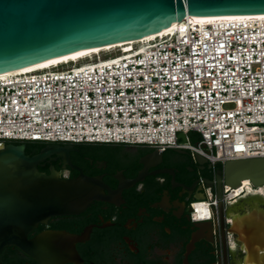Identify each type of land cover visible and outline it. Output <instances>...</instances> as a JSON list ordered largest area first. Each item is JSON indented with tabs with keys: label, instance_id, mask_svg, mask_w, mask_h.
<instances>
[{
	"label": "built area",
	"instance_id": "1",
	"mask_svg": "<svg viewBox=\"0 0 264 264\" xmlns=\"http://www.w3.org/2000/svg\"><path fill=\"white\" fill-rule=\"evenodd\" d=\"M138 44L0 76V142L181 148L215 175L228 160L264 156V19L188 22ZM235 189L194 200L192 220H213Z\"/></svg>",
	"mask_w": 264,
	"mask_h": 264
},
{
	"label": "water",
	"instance_id": "2",
	"mask_svg": "<svg viewBox=\"0 0 264 264\" xmlns=\"http://www.w3.org/2000/svg\"><path fill=\"white\" fill-rule=\"evenodd\" d=\"M257 13H264V0H0V73L80 49L144 38L188 16ZM180 137L185 139L184 134ZM74 145L48 143L38 153L29 154L26 143L0 142V254L14 246L39 264L77 261L76 243L84 234L57 230H45L34 237L30 234L54 216L80 214L96 200L121 196L124 188L147 174L146 167L134 179L119 172V187L113 189L102 175H87L72 163L71 152L78 150ZM150 148L159 156L167 149L186 151ZM57 158L80 173L65 178L54 166L49 173L40 170L44 162ZM196 159L212 165L197 152ZM244 179L264 187V156L228 160L217 170L215 180L205 181L212 187L217 183L216 193L222 198L224 184L238 188ZM225 212L221 203L222 222ZM194 222L197 226L211 224V220ZM231 231L240 233L246 243L251 256L246 263L264 264L260 260L264 254V210L259 218L254 213L243 217Z\"/></svg>",
	"mask_w": 264,
	"mask_h": 264
},
{
	"label": "flooded vegetation",
	"instance_id": "3",
	"mask_svg": "<svg viewBox=\"0 0 264 264\" xmlns=\"http://www.w3.org/2000/svg\"><path fill=\"white\" fill-rule=\"evenodd\" d=\"M74 146L78 150L71 152L72 163L87 175H102L113 189L119 187V172L134 179L146 167L147 174L124 188L121 196L96 200L80 214L54 216L30 234L34 237L45 230L84 234L76 243L80 258L63 264H244L251 257L240 233L231 229L245 216H261L264 192L254 195L246 187L227 205L223 222L219 207L210 225L197 226L191 218V203L217 188V183L212 187L205 181L215 180L209 162L199 163L187 150L167 149L159 156L150 147L112 146L113 150L95 149L111 154L100 157ZM51 166L65 178L80 173L61 158L44 162L40 170L49 173ZM260 260L264 263V254ZM0 264L39 262L10 246L0 254Z\"/></svg>",
	"mask_w": 264,
	"mask_h": 264
},
{
	"label": "bare ground",
	"instance_id": "4",
	"mask_svg": "<svg viewBox=\"0 0 264 264\" xmlns=\"http://www.w3.org/2000/svg\"><path fill=\"white\" fill-rule=\"evenodd\" d=\"M254 19H264V13H257V14H226V15H206V16H188L187 18L177 21L173 23L170 27H167L157 33L151 34L149 36H146L144 38L140 39H134L126 42H121L113 45H106V46H101V47H91V48H85V49H80L68 54H64L61 56H57L39 63L31 64L26 67L13 70V71H7V72H2L0 73V76H7L10 74H18V73H23L27 71H33L36 69H43V68H48L54 65H58L61 63H69L71 61H79L80 59H85L90 56H93L95 54H99L103 51H109L113 50L116 48L122 47L125 51H129L133 48L135 44L138 43H144L149 40H152L156 37H159L161 35L175 32L177 29L181 27L184 23L191 22L196 25H201L204 26L207 23H214L217 20H238V21H247V20H254ZM243 187V188H242ZM248 188L249 191H252L254 195H259L260 193L264 192V187H260L258 190H252L251 186V181L250 179H244L242 182V186L238 187L237 189L234 190L232 195H237L240 196V192L242 189ZM245 191V190H244ZM264 200V198H263ZM245 264H248L245 263Z\"/></svg>",
	"mask_w": 264,
	"mask_h": 264
},
{
	"label": "trees",
	"instance_id": "5",
	"mask_svg": "<svg viewBox=\"0 0 264 264\" xmlns=\"http://www.w3.org/2000/svg\"><path fill=\"white\" fill-rule=\"evenodd\" d=\"M7 142H14L16 144H20V143H26L27 144V153L29 154H35L38 153L45 145H47L49 142L46 141H40V140H9ZM119 144H123V143H103V142H83V143H78L76 145H79L82 149L85 150H89V153H91L92 155H97V156H110L111 154L108 153H102V152H98L95 149H105V148H109L110 150L112 149V146H116ZM222 165L219 164L217 165V168H221Z\"/></svg>",
	"mask_w": 264,
	"mask_h": 264
},
{
	"label": "rangeland",
	"instance_id": "6",
	"mask_svg": "<svg viewBox=\"0 0 264 264\" xmlns=\"http://www.w3.org/2000/svg\"><path fill=\"white\" fill-rule=\"evenodd\" d=\"M138 45H140V44H138ZM120 49H122V47H120V48H116L115 51H118V50H120ZM113 50H114V49H113ZM113 50H109V51H113ZM108 53H109L108 51H103V52L99 53L98 55H99V56H106ZM96 57H97V54H95V55H93V56H90V57L86 58L85 60H87V59H95Z\"/></svg>",
	"mask_w": 264,
	"mask_h": 264
},
{
	"label": "crops",
	"instance_id": "7",
	"mask_svg": "<svg viewBox=\"0 0 264 264\" xmlns=\"http://www.w3.org/2000/svg\"><path fill=\"white\" fill-rule=\"evenodd\" d=\"M116 146H137V145H130V144H125V143H123V144H119V145H116ZM137 147H146V146H137Z\"/></svg>",
	"mask_w": 264,
	"mask_h": 264
}]
</instances>
